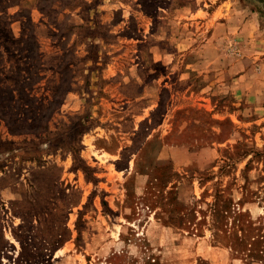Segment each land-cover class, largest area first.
I'll use <instances>...</instances> for the list:
<instances>
[{
  "label": "rangeland",
  "instance_id": "obj_1",
  "mask_svg": "<svg viewBox=\"0 0 264 264\" xmlns=\"http://www.w3.org/2000/svg\"><path fill=\"white\" fill-rule=\"evenodd\" d=\"M0 112V264H264V0H0Z\"/></svg>",
  "mask_w": 264,
  "mask_h": 264
},
{
  "label": "trees",
  "instance_id": "obj_2",
  "mask_svg": "<svg viewBox=\"0 0 264 264\" xmlns=\"http://www.w3.org/2000/svg\"><path fill=\"white\" fill-rule=\"evenodd\" d=\"M3 115L0 112V120L3 121ZM31 129L29 132L22 133L21 131H14L11 126L5 123V128L10 135L26 136V137H41L42 132L45 133L47 126L43 125L39 130L34 129L33 124H29ZM55 169V167H52ZM221 232L227 236L217 238V241L225 246H230L232 251L238 255H244L251 260H259L264 262V231L261 226H254L252 224H244L241 222L240 226L235 225L234 220L232 222L231 231ZM215 240V239H214Z\"/></svg>",
  "mask_w": 264,
  "mask_h": 264
},
{
  "label": "crops",
  "instance_id": "obj_3",
  "mask_svg": "<svg viewBox=\"0 0 264 264\" xmlns=\"http://www.w3.org/2000/svg\"><path fill=\"white\" fill-rule=\"evenodd\" d=\"M180 154L184 155L183 152H180ZM173 158H174V157H172V159H173ZM140 189H141V188L136 189L135 193H138Z\"/></svg>",
  "mask_w": 264,
  "mask_h": 264
}]
</instances>
